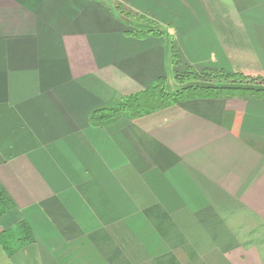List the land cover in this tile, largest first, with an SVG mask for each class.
Returning a JSON list of instances; mask_svg holds the SVG:
<instances>
[{"label": "crops", "instance_id": "crops-1", "mask_svg": "<svg viewBox=\"0 0 264 264\" xmlns=\"http://www.w3.org/2000/svg\"><path fill=\"white\" fill-rule=\"evenodd\" d=\"M45 1L0 0L6 30H0V264H130L113 239L119 242L126 230L137 250L132 264H264V98L180 101L140 118L122 117L125 125L114 136L105 129L120 118L102 127L87 114L81 119L96 97L104 103L146 91L159 79L173 83L180 66L264 81V0L242 7L245 20L238 13L245 5L229 0L212 10L214 21L200 32L175 23L170 76L162 56L143 79L136 48L142 55L160 51L162 36L128 35L103 2ZM140 2L152 15L160 12L157 4ZM69 7L81 14L63 23ZM112 36L122 48L107 58L99 78L91 69V43L102 39L107 47ZM132 134L151 156L140 166L135 196L127 197L122 184L109 186L103 178L116 155L111 147H126ZM117 137L119 143L102 150ZM95 140L97 154L90 147ZM99 220L118 221V230L95 229ZM20 225L16 242L10 230ZM165 231L189 246L161 241Z\"/></svg>", "mask_w": 264, "mask_h": 264}, {"label": "rangeland", "instance_id": "rangeland-1", "mask_svg": "<svg viewBox=\"0 0 264 264\" xmlns=\"http://www.w3.org/2000/svg\"><path fill=\"white\" fill-rule=\"evenodd\" d=\"M19 4H24L23 0L22 1H18L16 0ZM29 1H33V0H29ZM95 2L99 1V2H103L106 3V7H108V5L110 7H108L110 9L111 14L117 15L118 17L121 18V20H124V22H126V25L124 27V30L130 34V33H135L138 32L135 29V24L136 25H145V26H153L156 27L157 26H163L164 29H166L167 31H169V34H171V46H172V52L174 51L175 55L177 54V44H176V38H177V31H175L173 29V27L178 23V25L180 26V28L182 29H190V28H194L195 30H197L198 32L202 31L204 28V25H207L208 22L210 21H214V14L212 13V10L217 9L218 7H223V4H227V6H229L231 4V2H229V0H145L147 3L151 4H157L159 7H157V9L160 12H157L158 14L156 15H152L150 12L146 11V9L141 6V2L140 0H93ZM48 1H45V4L47 5ZM227 2V3H226ZM161 3H163V7L161 5ZM238 3L243 4L245 6H241L238 9V13H239V19L240 20H245L246 16H245V12L244 10H242L244 8H246L247 6H253L255 3L257 4V0H235V4L238 5ZM31 4H33L31 2ZM35 8V6H31L30 8ZM45 8V6H43ZM37 9H40L41 7L36 6ZM74 8V7H72ZM231 8V7H230ZM226 9L225 13L227 14V16H229V18H231L230 15V10L229 7L225 8ZM75 10L77 11L76 13H73L69 7V9H65L63 12V19L61 18V21L64 23L66 21V19H68L70 16H77L80 15L81 12L79 9L75 8ZM169 14H167L168 11ZM97 15V13H96ZM114 17V19H116L118 21L117 18H115L114 15H112ZM238 19V20H239ZM1 21H3V19H1ZM120 22V21H118ZM169 22H172L171 26L168 25ZM121 23V22H120ZM132 23V24H131ZM159 23V24H158ZM133 25V26H132ZM63 28V27H62ZM122 31L119 32H125L123 31V27H120ZM137 28V27H136ZM162 28V27H161ZM178 28V27H177ZM1 31H6L5 29H0ZM16 30V29H15ZM13 31V30H12ZM166 31V32H167ZM196 31V32H197ZM119 32H115V34H118ZM197 32V33H198ZM29 33V32H28ZM31 33V32H30ZM49 35V34H48ZM151 35L150 33L146 34V36ZM50 36V35H49ZM27 39H31V38H36L37 35L34 37L33 34H26ZM145 38V37H144ZM158 40V39H157ZM160 42V45L162 44V46H160V48H162V50H156L155 48L152 50L150 49L149 52H143L144 55H142V53L139 52V48H136V52H138V57H140V60H137L136 65H138L136 67V71L138 72V74H140L141 78L143 79L144 77H146V73L148 71L150 72H154L155 73V63L159 61H161L162 56L164 58V64L166 67V72L168 74V77L170 76L169 73V60H170V43L169 41H167V43H165L163 45L164 40L162 41L161 39L158 40ZM103 40L102 39H95L93 41V46L91 43V48H92V55L94 57V66L93 68V72L95 73V75H97L99 78H102L104 76V72H105V68L106 65L108 63L109 60H107V58H110L114 55V53H118L119 50L122 48V42L121 39L119 41V39H114L113 36L112 38L109 40L107 47L106 45H102ZM129 45V44H128ZM191 48H188L189 52H190ZM173 53V54H174ZM190 55L192 57H201V54L199 52L194 54L190 52ZM135 68L132 69V71H134ZM177 71L176 76H175V80L177 81L175 84L177 85L178 82L183 81L186 82L185 78H184V74L185 72L183 71V66H180L179 68L176 69ZM179 70V71H178ZM179 72V73H178ZM187 72V71H186ZM189 72H191V70H189ZM203 75V74H202ZM183 76V77H182ZM211 78V79H210ZM208 78V80H215L217 81L218 78H214V77H210ZM160 83L164 84V87H166L169 91L173 90L172 87V80L170 82V79L168 78H164V79H159ZM256 84H259L261 86H264V81H260V82H256ZM171 86V87H169ZM145 91L133 94V95H143ZM194 95V92L192 91H187L184 93V95H181L182 97H186V96H191ZM131 96V95H128ZM127 96H117V98H110L109 100L105 101L104 103L100 100H96L94 99L93 102H90L89 107L87 108L86 111H84V115L81 116V119H84L85 115L87 114V116L89 117V115L97 110L98 108L102 107L103 105L109 103V102H113V101H117V102H121L122 99H124ZM75 110H77L78 113H80L79 111H82L81 108H76ZM145 115H141L140 117H143ZM117 124L113 125L111 128L109 129H105V132L109 131L110 133H115L117 132V130L120 128V124L125 125L124 121L122 120V115H117L116 119H119ZM138 118V117H137ZM102 127V126H100ZM93 132H98V131H93ZM115 134H113L114 136ZM117 135V134H116ZM94 137H96V135H93ZM132 137V138H131ZM130 137V140L127 143L126 147L122 146H117L115 145L114 147H111L112 142L114 144H116L120 139L117 137L114 140H105L104 141V146L100 145V147H102V150L106 149L107 146L109 145L112 149V151H114L116 153V155L114 154L112 156L115 157L114 159L118 160L115 161L112 160V158L110 159V162H108L109 164H107L108 166L106 167L107 173H104V178L103 180L106 181V185L109 186L112 184V181H116L117 183L122 184V187L125 188V195L127 197H134L135 194L133 195L132 192H135L134 186L135 183L140 184V179L138 177L140 166L146 167L148 166V162L150 161V149L143 147L141 148V140L136 141L134 134H132V136ZM103 142V141H102ZM101 142V143H102ZM119 143V142H118ZM145 144V142H143ZM98 144H100V141H93V144H90V147L92 150H96L95 153L97 154L99 149ZM121 144V143H120ZM119 156V157H117ZM123 160V161H121ZM143 167V168H144ZM101 175H103L101 173ZM107 188V187H106ZM118 221H95L94 222V228L95 229H104V226L107 227V229H112V230H118L117 227H115L114 225L118 224ZM123 222V221H122ZM96 223V224H95ZM121 225L123 226V223H121ZM171 231V230H170ZM114 232V231H112ZM121 232V231H120ZM125 236H123V238H121V240L118 242L116 239V236H114L113 239H115V244H117L118 246L122 247V249L124 250V253H126V261L129 262L130 264L135 263L136 261V254L135 252L137 251L135 249V246L133 247V245H135V239L134 242H132V236L130 235V233H132V231L130 230H126L125 231ZM172 232V231H171ZM167 231L163 232V236H159V238H161V241H166L165 243H168L169 245H174V246H182V245H188L187 242V238H184L182 236L177 235L176 233H174L175 235H172L173 233L169 234V238L166 236ZM143 243V242H142ZM144 244V243H143ZM136 250V251H135Z\"/></svg>", "mask_w": 264, "mask_h": 264}, {"label": "trees", "instance_id": "trees-1", "mask_svg": "<svg viewBox=\"0 0 264 264\" xmlns=\"http://www.w3.org/2000/svg\"><path fill=\"white\" fill-rule=\"evenodd\" d=\"M122 24L126 25L124 20L113 14ZM132 24V23H131ZM133 26V25H132ZM138 32L132 33L133 37L142 39L146 37V34L162 36L167 43H170V53L172 52L171 39L167 32L160 26L151 27L145 25H134ZM137 27V28H136ZM130 35V34H128ZM168 44V43H167ZM174 51L172 52V54ZM174 56L175 53L173 54ZM183 77V76H182ZM218 78L215 80H208V78ZM184 78L186 82L180 81L173 82V90L169 91L164 87L163 83L158 81L152 82L143 95H131L122 99L121 102L113 101L109 102L97 110L93 111L89 115V120L93 126L100 127L104 125H112L116 121L117 115H122L126 119H134L139 116L149 115L154 112L158 107L165 108L172 106L180 101H187L193 99H221L230 97H246V96H258L264 98V86L256 84L255 81L245 82V79L239 76H222L214 73H208L205 75H198L193 72H185ZM211 79V78H210ZM192 91L194 95L182 97L185 92ZM21 225L10 230V236L13 237L16 242L20 239L17 238ZM10 238V237H9ZM11 239V238H10ZM25 239L23 237L21 240ZM31 242H34V238L31 236ZM22 245L20 246V248ZM14 250V252H16Z\"/></svg>", "mask_w": 264, "mask_h": 264}]
</instances>
